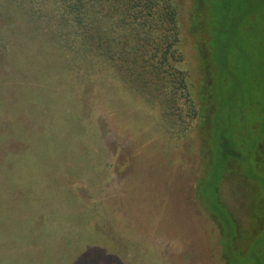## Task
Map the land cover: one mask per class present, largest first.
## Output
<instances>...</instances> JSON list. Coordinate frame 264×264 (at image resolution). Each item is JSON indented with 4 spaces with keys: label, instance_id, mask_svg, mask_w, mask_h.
<instances>
[{
    "label": "rangeland",
    "instance_id": "obj_1",
    "mask_svg": "<svg viewBox=\"0 0 264 264\" xmlns=\"http://www.w3.org/2000/svg\"><path fill=\"white\" fill-rule=\"evenodd\" d=\"M183 2L181 49L197 89L202 36L193 0ZM256 6L261 16L217 42L225 95L247 104L264 94ZM19 25L0 45V264H222L216 226L195 198L197 132L171 137L157 108L105 66L64 56L33 22ZM224 189L229 200L235 191Z\"/></svg>",
    "mask_w": 264,
    "mask_h": 264
},
{
    "label": "trees",
    "instance_id": "obj_2",
    "mask_svg": "<svg viewBox=\"0 0 264 264\" xmlns=\"http://www.w3.org/2000/svg\"><path fill=\"white\" fill-rule=\"evenodd\" d=\"M259 2L193 0L203 79L195 89L181 49L183 0H0L1 46L8 48L24 18L64 56L102 64L111 79L157 108L171 137L197 132L203 165L195 198L216 226L222 264H264V94H252L248 104L225 95L227 51L217 43L224 32L235 36L245 19L261 16ZM219 18L225 19L220 33ZM256 65L264 79V65ZM226 183L235 191L229 200Z\"/></svg>",
    "mask_w": 264,
    "mask_h": 264
}]
</instances>
